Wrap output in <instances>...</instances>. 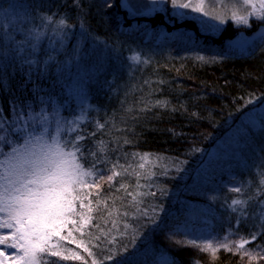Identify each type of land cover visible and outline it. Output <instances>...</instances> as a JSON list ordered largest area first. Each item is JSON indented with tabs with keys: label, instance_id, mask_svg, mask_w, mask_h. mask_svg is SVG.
Masks as SVG:
<instances>
[{
	"label": "trees",
	"instance_id": "16d2710c",
	"mask_svg": "<svg viewBox=\"0 0 264 264\" xmlns=\"http://www.w3.org/2000/svg\"><path fill=\"white\" fill-rule=\"evenodd\" d=\"M112 3L105 11L104 0H81L84 20L91 36L99 38L97 42L80 36L74 0H18L10 7L0 1V24L5 18L23 21L9 48L24 49L20 60L37 61L30 81L27 74L32 66L21 67L16 61L14 73L9 67V86H0L2 115L12 121L21 114V124L27 120L37 128V114L47 115L51 133L56 132L57 118L71 121L83 116L80 131L87 136L82 141L86 151L95 150L100 141L107 146L106 153L97 152L96 157L108 161L98 165L104 169L103 179L98 187L82 190L87 196L84 209L77 202L86 222L73 216L76 225L69 223L61 233L67 236L72 230L69 239H74L62 242V254L70 255L64 251L69 249L82 259H48L53 264H93V260L116 264L127 245L123 264L169 260L175 264H264L259 258L264 251L257 249L264 245V235L245 246L257 257L254 260L234 246L230 251L221 248L213 256L176 243L204 230L209 237L230 234L235 245L264 223L256 204L264 200V194L257 195L264 170V42L258 39L264 33L259 32L264 21L251 20V27L228 22L214 36L202 35L192 19L162 10L128 17L119 9V0ZM45 16L54 21L64 18L72 27L64 28L66 35L58 34L54 23L43 20ZM38 32L44 34L37 38ZM46 34L59 38L53 48L45 41ZM240 37L252 41L246 51L235 44ZM134 51L149 62L134 65L128 59ZM197 56L209 61L217 58V62L202 63ZM34 85L41 90L34 93ZM157 101H167V107L157 106ZM30 113L33 120H28ZM250 117L254 130L240 132L238 125ZM98 123L104 127L99 129ZM256 132L261 145L258 154L252 142ZM9 150L10 145L0 143V151ZM145 153L149 160L141 169L143 161L133 154ZM92 162L89 156L85 167ZM113 165L120 175L110 184L107 177ZM234 184H241L243 191L230 192ZM161 189L168 194L161 196ZM238 196L251 198L248 216L240 217L239 223V213L229 208ZM154 209L157 222L152 224L149 218ZM133 236L137 237L134 245ZM113 254L115 260L106 259Z\"/></svg>",
	"mask_w": 264,
	"mask_h": 264
},
{
	"label": "snow or ice",
	"instance_id": "6c2138e0",
	"mask_svg": "<svg viewBox=\"0 0 264 264\" xmlns=\"http://www.w3.org/2000/svg\"><path fill=\"white\" fill-rule=\"evenodd\" d=\"M91 3V0H89ZM157 3H163V0H151L152 8L147 5L130 3L127 0H121V7L128 10L130 16L146 15L154 10ZM173 15L180 19L197 20L202 35H211L221 31L229 20L237 27H251V18L264 21V0H170ZM75 6L79 9L77 15L80 21V36L86 39H93L97 42L98 37L91 36L87 23L84 20L86 15L82 7L81 0H74ZM114 6L112 0H104L105 11ZM217 9L223 10L217 12ZM250 9V10H249ZM189 10V11H185ZM198 14L190 15L189 14ZM43 20L48 24L54 23L59 29L61 35L64 33L65 27H72L66 24L64 18L54 21L52 16H45ZM23 25V21L17 23H9L7 18L5 22L0 24V86L7 89L8 78L7 71L10 66L15 71L14 62L18 61L21 67L24 64L32 66L27 74V80H31L32 68H35L37 61L35 59L20 60V53L23 48L12 50L9 43L12 42L13 34L19 30V26ZM36 37L42 36V32L35 33ZM258 39L264 42V33L260 34ZM242 51H246L252 46V41H244L238 45ZM33 45V51H36ZM134 65L141 62L147 64L149 61L143 60L139 53L135 51L128 57ZM196 60L202 63L217 62V58L209 61L204 56H197ZM45 69L40 70L43 75ZM39 85L33 86V92L40 91ZM42 102L44 98H41ZM249 103L251 101H248ZM157 106L167 107L168 102L163 103L157 101ZM16 111V106H13ZM148 110V109H144ZM175 111L176 109H172ZM3 109L0 108V143L10 145L8 152L0 151V264H6L9 257L6 252L15 249L11 253V264H53L49 257H61L64 260L76 259L82 257L69 249L64 251L70 252V255L62 254L64 241L74 242L69 238L72 237V230H68L67 236L61 235L67 229L69 223L76 225L77 221L71 219L73 216H79L82 222H86L84 214L77 211V202L79 208L84 209V199L87 196L83 194V189L87 187H98V180L103 179L104 169L98 167L101 163H107V160L96 159L97 152L104 154L107 146L103 141L95 145V150L88 149L82 143L87 138L80 130L84 120L83 116H78L74 120L56 119V132L48 131L47 115L37 114L40 118L35 124L29 125L27 120L23 121V116L18 114L16 118L9 121L8 117L3 116ZM195 116L196 113H193ZM31 113L28 120H33ZM99 129L104 127L103 124H97ZM172 134L179 135L174 129H169ZM79 135H75L76 133ZM73 135L75 138L73 139ZM93 136L95 133L92 134ZM125 143H131L126 140ZM134 157L139 156L143 161L139 164L141 169L145 168V163L149 160V154H133ZM92 157L93 162L85 167L84 161L88 157ZM117 165L112 166V175L107 177L111 184L115 177L120 175L115 171ZM127 171V169L125 170ZM154 175V173H153ZM259 187L257 195L264 194V170L259 174ZM230 192L241 193L243 186L234 184L229 187ZM156 196V192L149 193ZM161 196H166L167 190L161 189ZM129 195H132L129 193ZM137 196L140 193L136 194ZM136 200V196H133ZM235 197L232 199L229 208L232 212H238V223L240 217L248 216L249 201ZM258 210L260 211V219L264 221V200L256 201ZM91 200H89V206ZM146 215V213H145ZM157 213L153 210V217L149 218V222L155 224ZM5 229L8 231L5 232ZM264 235V223H261L258 231L250 234V238L241 237L240 241L233 245L230 241V234H226L223 238L206 237L193 238L187 241H176L181 246H191L198 248L204 252H210L213 256L221 248L225 251L232 250L233 246L237 252L249 256L250 260L257 257L252 255L245 246L255 241L258 236ZM137 237H132V243L135 244ZM80 247L81 245H77ZM257 249L264 251V245H257ZM87 251V249H85ZM128 252L127 245L123 246L120 254V260L116 264H123V253ZM91 255V253H90ZM259 258L264 259V255ZM107 260H115V254L106 257ZM58 264V261L56 262ZM93 264H97L93 260ZM166 264H175L174 260H169ZM194 264H199L194 261Z\"/></svg>",
	"mask_w": 264,
	"mask_h": 264
},
{
	"label": "rangeland",
	"instance_id": "374dc122",
	"mask_svg": "<svg viewBox=\"0 0 264 264\" xmlns=\"http://www.w3.org/2000/svg\"><path fill=\"white\" fill-rule=\"evenodd\" d=\"M1 1V0H0ZM18 0H4V2H5V4H8V5H6V6H8V7H10L11 6V4H14L15 2H17ZM127 2H130V3H137V2H139V3H141V4H145V5H147L148 6V8H152L153 7V5L151 4V0H127ZM119 9H121V12H122V14L124 15V16H130L129 15V13H128V10L127 9H125V8H122L121 7V0H119ZM158 10H162V11H164V12H174V10H173V8L171 7V3H170V0H163V3L161 4V3H157L155 6H154V10L153 11H151V12H149L148 14H153L154 12H156V11H158ZM250 10V9H249ZM185 11H189V10H185ZM223 10H221V9H217V12H222ZM189 14L190 15H198V14H192V13H190L189 12ZM8 20V22L9 23H13V24H15V19L14 18H9V19H7ZM251 20H257V19H255V18H251ZM194 21H196L197 23H198V21L197 20H194ZM257 21H260V20H257ZM5 22V21H4ZM228 22H230V23H232L230 20L228 21ZM227 22V23H228ZM226 23V24H227ZM199 24V23H198ZM225 24V25H226ZM224 25V26H225ZM200 26V25H199ZM224 26H222V28L224 27ZM221 28V29H222ZM261 31H264V29H262V30H260L259 32H261ZM43 32H44V29H43ZM258 32V33H259ZM44 34V33H43ZM246 37H240V38H238L237 40H236V42H235V44L236 45H239V44H241L242 42H244V41H248L247 39H245ZM45 41H48V43H49V46L50 47H54L55 46V44L59 41V38L58 37H50V34H46L45 35ZM253 124H254V121H253V119L250 117V118H247L243 123H241V124H239L238 125V130L240 131V132H245L247 129H252V130H254V128H253ZM252 142H253V147H254V149H255V151H256V153L258 154L259 153V150L261 149V145L259 144V135H258V133L256 132V134L254 135V137L252 138ZM8 230L7 229H5V232H7ZM206 237H209V234H208V232L207 231H204V230H200V231H197L196 233H194V234H191V238L193 239V238H201V239H203V238H206ZM3 246H0V248H2ZM6 256H8L9 257V261L8 262H6V264H11V252H10V250H8V252H6Z\"/></svg>",
	"mask_w": 264,
	"mask_h": 264
}]
</instances>
